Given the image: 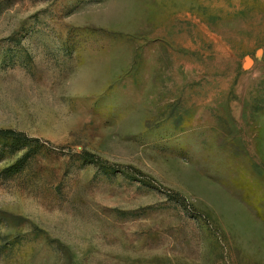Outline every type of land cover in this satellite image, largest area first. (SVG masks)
Returning a JSON list of instances; mask_svg holds the SVG:
<instances>
[{
    "label": "rangeland",
    "instance_id": "obj_1",
    "mask_svg": "<svg viewBox=\"0 0 264 264\" xmlns=\"http://www.w3.org/2000/svg\"><path fill=\"white\" fill-rule=\"evenodd\" d=\"M0 130V264H264V0H0Z\"/></svg>",
    "mask_w": 264,
    "mask_h": 264
},
{
    "label": "trees",
    "instance_id": "obj_2",
    "mask_svg": "<svg viewBox=\"0 0 264 264\" xmlns=\"http://www.w3.org/2000/svg\"><path fill=\"white\" fill-rule=\"evenodd\" d=\"M0 136H2V138H4L5 140H9L13 137H16L17 133L11 130H0ZM90 158H93V157L90 156Z\"/></svg>",
    "mask_w": 264,
    "mask_h": 264
}]
</instances>
